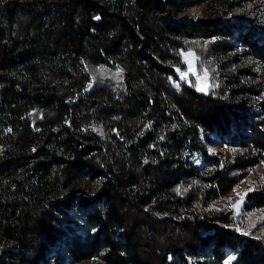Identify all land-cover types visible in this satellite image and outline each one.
I'll return each mask as SVG.
<instances>
[{"label":"trees","instance_id":"obj_1","mask_svg":"<svg viewBox=\"0 0 264 264\" xmlns=\"http://www.w3.org/2000/svg\"><path fill=\"white\" fill-rule=\"evenodd\" d=\"M213 1L0 0V264H264V184L217 206L264 158L262 81L228 54L264 66V44ZM189 48L207 94L178 75ZM200 127L232 140L223 169L191 161Z\"/></svg>","mask_w":264,"mask_h":264},{"label":"rangeland","instance_id":"obj_2","mask_svg":"<svg viewBox=\"0 0 264 264\" xmlns=\"http://www.w3.org/2000/svg\"><path fill=\"white\" fill-rule=\"evenodd\" d=\"M226 0H214V5L219 12L222 11V16L220 20L224 22H230L237 26L239 23H246L248 26L251 27L250 31L246 32V35L251 33V35L256 40H262L263 37H257L258 27L264 24V0H228L229 1V8H223L222 2ZM262 3V5H261ZM261 5V6H260ZM261 7V9H260ZM208 8V4L206 5L201 4L195 6L188 10L183 19L190 20L192 18L197 19L202 16L203 11ZM250 9V10H249ZM250 13V14H248ZM259 13V15H258ZM263 14L262 15H260ZM259 18V19H258ZM261 19V20H260ZM260 20V22H259ZM260 23H258V22ZM253 22V23H252ZM256 23V24H255ZM254 24V26H252ZM256 28L255 30L253 28ZM254 30V31H253ZM264 44V41L263 43ZM261 44V45H262ZM196 45V43L194 44ZM208 44H205V48H207ZM241 44L238 45L236 53L228 54L229 56H240V63L241 67H247L250 69L256 76V83H260L262 81L263 90L261 92V100L264 99V66L261 64L260 60L254 57L251 54V51L243 49ZM206 51L203 50V52ZM198 49H188L186 51H182V62L185 66L183 69H178L179 77L181 81H188V79L193 78L195 83L196 90L201 94H207L212 87L215 85L213 84L212 80V72H208L205 69L200 68L198 65L200 57L198 56ZM226 55L222 61L225 63L226 68H221L220 62H214V70L213 72L218 76H227L228 78L234 77L237 75L236 69L229 70L226 64V59L228 57ZM183 74V78H182ZM199 89V90H198ZM260 101V100H259ZM254 107V106H253ZM260 111V110H258ZM233 131L234 129L231 128ZM259 132H263L264 129L261 127L258 128ZM245 133V132H244ZM246 134L252 135L253 133H249L246 130ZM213 135L209 132H206L203 128L200 127L199 138H200V147L201 149L194 150V153L190 155L191 161L194 163V166L200 170H211L213 166L212 159H218L220 161L221 168L223 169L227 164V152H228V145L231 143V139L228 142L227 139L222 138L221 141H225L226 143H221L218 145L213 140ZM223 136H227L226 138H230L229 135L224 134ZM257 136V135H256ZM254 137V139L256 138ZM253 138V137H252ZM250 141V139L248 140ZM223 144V145H222ZM218 145V146H217ZM234 145H238L234 143ZM215 148L217 152L213 150ZM202 166V168L200 167ZM264 184V158L261 160L259 164L253 166L250 169L249 173L245 178L240 180V182L235 186V188L225 197L220 198L219 203L217 206L223 207L225 209H230L233 211L235 215H242L241 212L244 209V206L247 203L248 195L254 191H258L261 189L262 185ZM96 181L95 180H84L83 186H81V190L85 192L92 193L95 190ZM74 213L76 217L70 222V225L73 228L72 233H81L83 231V217L81 216V212L77 213L76 208H74ZM249 221L247 226V234H250L254 229H256L257 225L261 222H264V209L258 210L255 213L246 216ZM261 239H264V231L259 235H256ZM68 241L69 236L66 235L64 238ZM82 264H91V262H84Z\"/></svg>","mask_w":264,"mask_h":264},{"label":"bare ground","instance_id":"obj_3","mask_svg":"<svg viewBox=\"0 0 264 264\" xmlns=\"http://www.w3.org/2000/svg\"><path fill=\"white\" fill-rule=\"evenodd\" d=\"M261 5H262V3H261ZM261 5H260V6H261ZM260 9H261V7H260ZM249 10H250V9H249ZM248 14H250V13H248ZM258 15H259V13H258ZM260 15L263 16V14H261V13H260ZM258 19H259V18H258ZM260 20H261V19H260ZM260 20H259V22H260ZM257 22H258V21H257ZM259 22H258V23H259ZM252 23H253V22H252ZM260 23H261V22H260ZM260 23H259V24H260ZM231 24H232V23H231ZM255 24H256V23H255ZM237 25L242 26L241 29H242V31H243V34H246L247 31H250V30H251V27L248 26L246 23H244V24H243V23H239V24H237ZM252 26H254V24H253ZM263 26H264V24H263V25L261 24V25L258 27V30H256V32H257V35H256V36H257V37H263V36H264V31H262V30L260 29V28L263 27ZM253 29L255 30L256 28L254 27ZM254 30H253V31H254ZM263 41H264V38H263L262 40H259V42H263ZM238 45H239V43H237V46H238ZM219 145H220V144H219ZM213 150H214L215 152H217V150H216L215 148H213Z\"/></svg>","mask_w":264,"mask_h":264},{"label":"snow or ice","instance_id":"obj_4","mask_svg":"<svg viewBox=\"0 0 264 264\" xmlns=\"http://www.w3.org/2000/svg\"><path fill=\"white\" fill-rule=\"evenodd\" d=\"M96 19H99V17H97ZM179 71V70H178ZM182 78H183V74H182ZM199 90V89H198Z\"/></svg>","mask_w":264,"mask_h":264}]
</instances>
